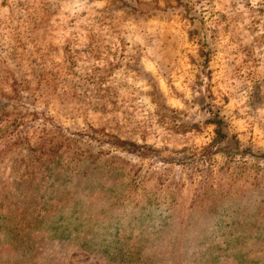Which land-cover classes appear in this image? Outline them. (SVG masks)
<instances>
[{
	"label": "rangeland",
	"instance_id": "374dc122",
	"mask_svg": "<svg viewBox=\"0 0 264 264\" xmlns=\"http://www.w3.org/2000/svg\"><path fill=\"white\" fill-rule=\"evenodd\" d=\"M0 264H264V0H0Z\"/></svg>",
	"mask_w": 264,
	"mask_h": 264
}]
</instances>
